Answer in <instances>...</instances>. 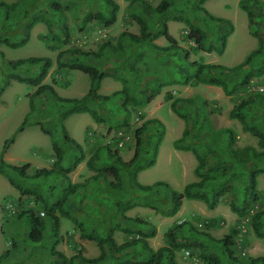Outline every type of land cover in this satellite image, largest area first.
<instances>
[{"label": "rangeland", "instance_id": "rangeland-1", "mask_svg": "<svg viewBox=\"0 0 264 264\" xmlns=\"http://www.w3.org/2000/svg\"><path fill=\"white\" fill-rule=\"evenodd\" d=\"M0 1L20 2L15 11L9 14L0 10V38L13 41L21 39L26 34V24L35 12L33 13V10L30 14L24 12V9L29 7V3L25 0ZM52 1L58 3L62 9L47 10V6ZM116 1L120 5L117 20L109 26H102L94 19L89 21L85 19L89 14L106 11L103 0H39L36 13L45 12L54 21V30L62 36V25L65 23L68 27L69 42L57 44L56 49L47 48L44 36L50 37V34L45 24L38 23L30 30V38L24 46L10 48L1 43L0 87L3 86L9 73L33 75L38 71L37 67L28 65L19 66L14 70L8 65V61L30 56H48L54 63L43 83L53 85L58 94L63 97L83 96L89 88L88 75L79 70L57 69L55 60L59 51L71 48L97 51L106 41L116 45L122 31L136 34L139 32V25L133 20L132 15H143L151 29L157 27L158 17L151 13L142 2L145 1L154 7L160 0H137L131 3L127 0ZM238 1L206 0L203 3L211 14L229 19L233 25L231 30L227 24L216 22H211L206 27L213 41L216 33L229 32L222 54L197 49L195 43L187 38L186 24L168 20V30L177 40V44L189 52L187 58H184V54L180 51L177 54H163L148 47L135 49L126 39H123L121 48L114 50L106 47L99 57H91L88 60L79 58L84 62L98 65L101 70L108 73V76L101 81L98 90V93L102 95L121 89L122 79L127 80L131 90L138 96L148 93L158 84L161 85L160 94L149 104L143 107H129V125L123 128L116 127L117 121L124 120V113L120 107L122 98L119 95L102 107L96 102L88 103L90 107L97 108L103 114L105 118L103 122H95L86 112L71 114L64 121L68 134L82 145L85 152V160L68 174L72 182L84 183L85 186L69 197L66 206L88 226L89 230L95 229L102 234L105 226L112 225L116 221H120L125 226L126 224L120 220L113 204V196H118L119 192L110 190L104 180L100 182L91 180L90 177L94 171L85 164V161L100 145L106 144L111 151L117 150L123 160H129L135 147V128L139 127L145 119L157 118L164 124L163 140L159 146L155 164L138 173V182L153 184L156 181H164L174 190L181 192L187 183L199 180L195 174V168L198 165L195 155L190 150L177 149L173 145L174 141L182 136L187 125L189 134L185 141L195 146L199 153L205 156V172L214 178L213 181L206 183V191L209 192L210 187L217 184L216 188H224L225 192L214 209H209L201 200L184 199L177 213L167 216L158 210L161 207L165 208L163 202L153 198L152 202L157 206V210L143 205H136L127 210L126 215L141 217L156 227L155 236L148 238L149 247L156 249L164 245V235L169 232L177 234L180 239L191 244L201 243L205 246L203 250L207 255L219 256L221 264H249L251 259L264 256V238H257L253 234L250 216L239 218L229 206L230 201L236 200L238 204L253 212L264 204V156L250 159L247 163L240 161L245 147L252 146L257 151H262L264 148L259 145L255 136L242 129V124L237 119L229 117V112L235 103L254 91L249 90L245 85H239L238 81L232 85L234 92L231 95H225L219 86L198 82L183 83L184 79L193 72L195 67L192 63L194 62L234 66L256 48L257 39L251 35L246 13L239 7ZM197 2L198 0H173L168 14H182L203 25L198 19V16L202 14L197 13ZM256 20L260 22V32L264 36V10L257 14ZM154 42L160 46L168 44L163 36L158 37ZM48 43L50 46L54 45L52 41ZM75 57L67 52L63 59L73 61ZM118 67L122 69L115 72V68ZM248 72L251 74L249 83L253 87L264 85V57L251 63ZM35 89L36 87L29 84L11 80L2 93L0 153L5 140L15 133L29 112L30 95ZM167 93H170L173 98L182 99L177 102V107L179 112L186 116V120L171 110V100L166 99ZM40 101L41 99L35 98L37 109L29 115L28 124L15 135L14 142L4 154L5 160L11 164L29 163L30 166L27 169L29 174H33L40 168L49 169L54 161L50 137L41 131L38 124L52 127L55 113L60 106L55 105L51 99L42 98V103ZM246 116L250 125H257L264 131V104L257 103L246 108ZM110 124L113 128H109ZM119 131L122 133L118 134ZM119 141H122V146H118ZM63 148L68 154L63 165H71L77 149L69 144H63ZM233 150L241 152L235 155ZM99 153L101 162L112 161L106 151L102 150ZM254 172H256V185L253 188L252 174ZM107 179L109 182L114 181L112 176H108ZM33 185L40 188L50 201H54V195L61 193L66 186V181L49 176ZM159 192L162 196L165 190L159 188ZM19 197V193L0 174V252L11 246V238L16 244L8 261L9 264H60L61 259L50 254L56 240L59 242L55 249L66 256H71L78 251L86 257H95L99 254L95 242L82 239L78 226L63 217L60 218L58 232L61 238L55 236L50 218L43 216L46 221L44 239L38 243H30L25 235L28 231V219L18 218L16 213L25 206H32L35 211L39 210L40 206L34 205L33 199L25 198L22 199L23 202H20ZM7 204H12L15 211L8 210ZM185 221L191 223L196 230L208 233L215 239L222 238L232 228L238 229L243 235L244 244L241 247L232 246L237 260L231 261L227 254L222 252L221 244L208 243L204 240L205 236L192 234L187 224L178 227L180 222ZM132 236L119 230L114 233L117 243H123ZM141 249L140 246L129 248L127 253L123 254V258L139 259ZM241 249H244V255L241 254ZM191 252L201 257L202 249L193 247ZM175 260L179 264L190 263V259L183 258L181 250L176 252ZM75 264L82 263L76 260Z\"/></svg>", "mask_w": 264, "mask_h": 264}, {"label": "trees", "instance_id": "trees-1", "mask_svg": "<svg viewBox=\"0 0 264 264\" xmlns=\"http://www.w3.org/2000/svg\"><path fill=\"white\" fill-rule=\"evenodd\" d=\"M25 1L29 3V7L25 8L24 12L26 14H30L32 10L33 13L35 12L25 26L27 30L26 34L21 39L14 41L7 38H0V44L4 43L10 48L24 46L30 38V30L38 23L45 24L48 33L50 34V37L47 35L44 36L47 48L56 49L55 46L57 44H65L69 42L68 27L65 23L62 25V36L54 30V21L48 17L45 12L36 13L39 7V0ZM127 1L131 3L137 0ZM205 1L206 0H198L196 5L197 13L202 14V16H198V19L203 25L190 18L184 17L182 14L169 15L168 12L173 5V0H160V2L154 7L143 1L142 4L151 13H154L158 17L156 28L151 29L147 19L143 15H132L133 20L139 25V32L136 34L122 31L119 34L116 45H113L110 41H106L97 51H85L79 48L59 51L55 60L57 69L66 68L69 70H79L89 77L88 91L79 98L63 97L58 94L53 85L43 83V80L47 77L49 70L54 63L50 57L30 56L8 61V65L14 70L23 65L38 68V71L33 75L9 73L3 86L0 87V102L1 95L5 88L10 84L11 80L36 87L34 92L30 95L29 112L17 127L15 133L5 140L3 150L0 153V174L3 175L8 183L19 193V201L23 202L22 199L25 198L33 199L34 205L40 206V209L36 211L32 206H25L20 212L16 213L18 218L26 217L28 219V231L25 233L26 238L32 244L38 243L44 239L46 221L43 217H40L38 213L40 210H43L45 213L44 216H47L52 221V228L56 237L61 238L58 234L60 218H67L78 226L80 230L79 235L82 239L95 242L99 249V254L95 257H86L81 251H78L71 256H66L64 253L55 249L59 242L56 240L53 243L50 254L61 259L60 264H75L76 260H79L82 264H179L175 260L176 252L183 248L191 251L193 247H200L202 249L200 256L203 259L212 264H221L219 256L207 255L204 252V245L201 243L191 244L180 239L175 233H165L164 245H161L156 249L149 247L148 238L155 236L156 227L152 223L143 220L141 217L128 216L125 214L127 210L136 205L152 207V209L157 210V206L152 202L153 198H157V200L163 202L165 208L161 207L158 210L160 213L167 216H173L176 214L184 199L201 200L209 209H214L218 205L219 199L224 194L225 189H217V184H213L210 187L209 192L206 191V183L208 181H213L214 178L205 172V156L201 155L195 146H192L185 141L186 136L189 134L187 125L183 130L182 136L176 139L173 145L177 149L190 150L195 155L198 160L195 174L199 177V180L187 183L181 192L174 190L164 181H156L153 184H141L138 182V173L155 164L159 146L163 140L162 128H164V124L157 118H149L145 119L143 123L134 130L135 147L129 160H123L117 150L111 151L106 144L100 145L85 161V164L94 171V174L90 177L91 180L95 182L104 180L110 190L112 189L113 191L116 190L119 192L118 196H113V204L116 208L117 215L126 226L122 225L120 221H116L112 225L105 226V229L101 234L95 229L89 230L88 226L85 225L83 221L79 220V218L66 206L69 197L85 186L84 183L72 182L68 176L78 164L85 160V152L82 145L68 134L64 124L66 118L74 113L86 112L95 122H103L105 121L103 114L97 108L90 107L88 103L96 102L102 107L113 97L119 95L122 98L120 107L124 113V120L117 121L116 127L123 128L124 126L129 125L128 118L130 106L143 107L154 100L161 92V85L158 84L151 88L148 93L138 96L131 90L130 86L127 84V80L122 79L123 86L121 89L113 91L108 95L99 94L98 90L101 86V81L108 76V73L101 70L98 65L90 64L83 60L101 56L102 51L106 47H110L114 50L121 48L123 39H126L135 49L148 47L151 50L163 54H177L180 51L184 54V58H187L189 52L183 47H180L177 44L175 37L169 32L167 25L168 20L184 22L188 28L187 38L195 43L197 49L203 52L215 51L218 54H222L226 47L229 32L216 33L215 40L213 41L210 39L211 36L206 27L209 26L211 22H216L227 24L231 30L233 25L229 19L211 14V12L203 6ZM263 4L264 0L238 1L239 7L246 13L249 31L251 35L257 39L256 48L251 50L240 63L234 66L194 62L192 63L195 67L193 72L184 79L183 83L198 82L219 86L225 95L233 94L234 89L232 88V85L237 81L239 85H245L247 87V83H249L251 77V74L248 72L249 65L258 61L260 57H264V36L260 32V22L256 20L257 14L264 10V6H262ZM19 5V1L11 3L0 1V10L9 14L11 11H15ZM103 5L106 11H97L94 14H89L85 21L94 19L102 26L113 24L117 20V14L120 9L119 3L116 0H103ZM61 9L62 7L55 1H52L47 6V10L49 11H58ZM261 18H263L262 14ZM160 36H163L166 39L168 42L167 45L160 46L154 42V40ZM48 41L54 42V45L50 46ZM67 52L71 53V56H76L73 61H66L63 59ZM80 57H82L83 60H80ZM115 69V72H117L122 68L118 67ZM260 71L263 72L262 69H260ZM36 97L41 99L40 103H42V98L51 99L55 105L60 106V109L55 113L52 127L40 123L38 124L41 131L50 137L54 153L52 167L49 169L40 168L33 174H29L27 173V169L30 166L29 163H24L22 165L11 164L5 160L4 154L14 142L15 135L22 131L28 124L29 115L37 109L35 103ZM166 99L171 100V110L186 120V116L180 113L177 107V102L182 99L173 98L170 93L166 94ZM257 103L264 104V92L255 91L248 97L235 103L229 112V117L237 119L242 124V129L244 131H249L255 136L258 139L259 145L264 148V131L257 125H250L246 116V108L254 106ZM109 128H113V126L110 124ZM63 144H69L77 149V153L74 154V159L71 165L68 166L63 165V162L68 158L67 151L63 148ZM102 150L108 153L112 161L101 162L98 156L100 154L99 152ZM239 152L241 151L233 150L235 155ZM242 152L243 156L240 158L242 163H247L250 159L264 156V150L257 151L252 146L245 147ZM49 176L66 181V186L61 190V193L54 195V201H50L40 188L33 185V183L38 182L40 179H47ZM108 176H112L114 181H107ZM255 176L256 172L252 174L253 188L256 185ZM159 188L165 190L162 196L160 195ZM155 193L156 195H154ZM229 206L230 210L239 218H245L249 215L253 234L257 238H264V204L253 212H250L249 209L238 204L236 200L230 201ZM186 224L189 226L192 234L205 236L204 240L208 243L221 244L223 248L222 252L227 254L231 261L235 262L237 260L234 256L232 246H235L234 238L240 232L238 229L232 228L227 234H224L222 238L215 239L208 233L196 230L188 221L180 222L178 227H182ZM117 230L133 236L131 239L126 240L123 243H117L114 238V233ZM147 230H150V232H147ZM10 243L11 246L8 249L0 252V264H9L8 261L12 251L16 248V244L12 238ZM137 246L142 248L139 253L141 258H123V254L127 253L129 248H136ZM192 254L194 255V253ZM249 264H264V256H257L251 259Z\"/></svg>", "mask_w": 264, "mask_h": 264}, {"label": "built area", "instance_id": "built-area-1", "mask_svg": "<svg viewBox=\"0 0 264 264\" xmlns=\"http://www.w3.org/2000/svg\"><path fill=\"white\" fill-rule=\"evenodd\" d=\"M247 87H248L249 90H253L254 92L255 91L264 92V85H258L257 87H253L249 83ZM121 133H122V131L118 132V134H121ZM117 144H118V146H122L123 143H122V141H119ZM6 207L11 212L15 211L11 205H7ZM38 213H39L40 217H43L45 215L43 210H40ZM238 228H241V227H238ZM242 231L244 232V229H242ZM243 239L244 238H243L242 233L239 232L234 238V241H235L234 245L235 246L237 245V246L241 247L244 244V240ZM181 253L183 255V258L190 259V263L189 264H212V263L208 262L207 260H205V259H203V258H201V257H199L197 255H193L189 249L183 248V249H181ZM241 254L242 255L245 254L244 249H241Z\"/></svg>", "mask_w": 264, "mask_h": 264}, {"label": "crops", "instance_id": "crops-1", "mask_svg": "<svg viewBox=\"0 0 264 264\" xmlns=\"http://www.w3.org/2000/svg\"><path fill=\"white\" fill-rule=\"evenodd\" d=\"M81 163H82V162H81ZM78 165H79V164H78ZM78 165H77V166H78ZM77 166H76V167H77ZM71 172H72V171H71ZM71 172H70V173H71ZM114 238H115V237H114ZM88 242H90V241H88Z\"/></svg>", "mask_w": 264, "mask_h": 264}]
</instances>
